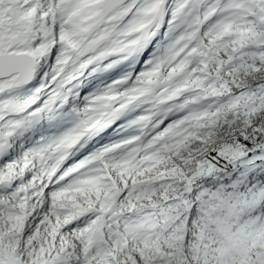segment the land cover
<instances>
[{"label": "snow or ice", "instance_id": "6c2138e0", "mask_svg": "<svg viewBox=\"0 0 264 264\" xmlns=\"http://www.w3.org/2000/svg\"><path fill=\"white\" fill-rule=\"evenodd\" d=\"M0 264H264V0H0Z\"/></svg>", "mask_w": 264, "mask_h": 264}]
</instances>
